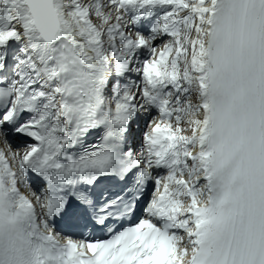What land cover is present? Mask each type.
Returning a JSON list of instances; mask_svg holds the SVG:
<instances>
[{
    "label": "snow or ice",
    "instance_id": "obj_1",
    "mask_svg": "<svg viewBox=\"0 0 264 264\" xmlns=\"http://www.w3.org/2000/svg\"><path fill=\"white\" fill-rule=\"evenodd\" d=\"M0 264H264V0H0Z\"/></svg>",
    "mask_w": 264,
    "mask_h": 264
}]
</instances>
